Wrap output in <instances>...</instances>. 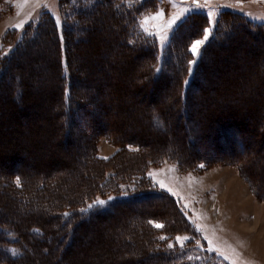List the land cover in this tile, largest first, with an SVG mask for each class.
I'll return each instance as SVG.
<instances>
[{"label":"rangeland","instance_id":"374dc122","mask_svg":"<svg viewBox=\"0 0 264 264\" xmlns=\"http://www.w3.org/2000/svg\"><path fill=\"white\" fill-rule=\"evenodd\" d=\"M120 2L124 0H113L111 5ZM197 2L205 4V0ZM124 3L138 9L136 26L141 36H147L140 28L146 16L162 12L161 18L149 19L145 26L153 32L163 30L164 23L192 0H176L175 5L172 0ZM217 8V22L210 26L207 12ZM102 10L95 7L84 17L82 24L90 26V33L85 35L79 25L72 32L69 61L76 79L74 100L88 113L78 115L83 121L74 126L65 144V119L56 113L61 109L62 88L58 64L61 58L66 66L68 52L63 41L59 51L49 26L40 28L35 39L29 41L33 34L25 36L28 28L35 34L39 22L48 17L62 32L59 0H0V73L4 72L0 82V261L5 258L4 248L12 256L19 252L3 247L1 241L7 237L3 228L24 234L27 225L36 223L44 226L46 234L39 239L28 235L27 246L19 244L24 258L12 264H173L164 253L172 248L183 250V259L191 257L193 264H264V0H209L176 26L166 41L149 36L157 53L151 49L142 55H136L138 49L124 48L118 18ZM21 21H25L22 27H15ZM206 27H212V34L201 45L200 56L193 57L190 47L203 39ZM77 37L82 40L77 42ZM212 40L221 43L209 48ZM193 59L198 63L189 72ZM152 69L164 74L157 83L152 82ZM146 72L147 76L137 77ZM192 84L191 120L185 121L176 92ZM226 125L242 134L243 151L229 141ZM115 135L125 139V145L108 139ZM190 140L197 145L191 146ZM90 145L102 160L121 159L122 148L132 152L123 155L127 163L105 165L110 168L98 177L102 182H83L78 174L91 163L86 153ZM230 151L238 157L248 154L247 160L232 163ZM149 153L158 161L144 160L142 176L123 173L133 168H128L132 160ZM186 163L192 167L186 168ZM16 170L21 174H14ZM9 175L14 183L19 177L29 193L43 186L39 199L52 202L50 207L94 193L96 188L101 190L85 208L97 198L107 201L102 207L106 208L140 191L163 195L125 206L114 204L109 214L77 228L76 239L65 253V241L50 239H57L56 227L46 223L50 218L46 212H38L37 205L24 208L5 187L11 183ZM228 191L239 197L227 199ZM219 200H224L221 207L227 206L228 214L220 216ZM243 214L244 219H236ZM178 236L191 239L181 244ZM150 249L156 256H147Z\"/></svg>","mask_w":264,"mask_h":264},{"label":"trees","instance_id":"16d2710c","mask_svg":"<svg viewBox=\"0 0 264 264\" xmlns=\"http://www.w3.org/2000/svg\"><path fill=\"white\" fill-rule=\"evenodd\" d=\"M124 2H125V0H124ZM124 2H120L121 4L115 3L113 6V5H111L113 3V0H83V2L78 5V2L76 0H59L60 11L63 14V22H62L63 26H62V32L61 33L58 31L54 20L49 18V17H48V19L44 18L39 22V24H38L39 30H37V32L35 34L32 33V31H30L29 28L25 32V36L28 34H33L29 39V41H30L31 39H35V35L38 33V31L41 30L40 28L49 26V28L52 32V35L57 40L56 41L58 43L57 48L59 49V51H60V47H61L60 43H61V41H63L64 45H65V51L68 52L66 55V60H67L66 66L64 65V62L61 60V58L59 59V64H58V77H59V81L62 85V88H61V102H60L61 103L60 104L61 109L58 110L59 112L57 111V113H56L57 117L60 116V118L63 117V119H65L64 120L65 124L63 126V142L65 144L70 142V140H71L70 137H72V135H73L74 126L79 125L80 122L83 121V120L80 121L79 117H81L82 115H86V113H88L85 111L86 109L84 107L79 105L80 103H77V101L74 100V92L72 89L73 83L76 84V82H75L76 79H74V77L72 75L71 65H70V61H69V55H70L69 54V47H70V44L72 43V32H75V30H76V29H74V26L79 25L80 26L79 30L81 29V31L85 35L90 33V26H86L87 24H82V22L84 21V17H86L87 14H89L90 12L95 10V7H101V10L106 9L108 12H110L111 14H113L115 17L118 18V21L121 24L120 33H121L122 44H123L125 49H127V50L138 49V51H136L137 52L136 55H139V54L142 55L144 53H150L151 49H153L155 54L157 53L156 48H155L156 46L154 44V39L149 37V36H141V33L139 32V30L136 26L135 17L137 15V13L139 12L138 9L136 7L128 6L129 4L125 5ZM82 18H83V20H82ZM47 20L49 22H47ZM80 40H82V39L79 37L76 38L77 42H80ZM220 43L221 42H215L214 40H212V42L209 45V48L210 47L212 48L215 46L217 47L218 45H220ZM12 58H11V60H12ZM150 62L153 64L152 68H154L155 62H153V60ZM146 65H147V63H146ZM154 70L155 69H152V71L150 72L151 73L150 75H152V77H151L152 82L157 83L160 79H162V77H164V74L162 72H155ZM147 73H149V72H146L144 74L140 73L137 77L139 79H141L142 77L147 76ZM3 75H4V72L2 71V74L0 73V82H2V80H3ZM191 87H194L193 84H192V86L188 85L187 90L180 88V92H178V89L176 92V94L179 93V96H180L179 97L180 98V105L178 106V109L183 112V115L185 117L184 118L185 121L191 120L190 112L188 111V105L190 103L189 102V92H190ZM17 105L19 108H21L22 104H20V105L17 104ZM74 105H76V106L78 105L81 108L76 109V107H74ZM78 115H79V117H78ZM73 116H76L78 118H73ZM157 117H159V116H157ZM160 119L156 118V120H158V122H160V124H161ZM163 125L164 124L162 123L161 126H163ZM179 125H180V127H184L183 126L184 124L181 125L179 123ZM226 128H228V134L230 135L229 137H231V140H229V141L235 142V144H237V147L243 151L245 149V142H244V138H243L242 134L241 133L237 134L236 131L233 132V129L230 126L226 125ZM110 134L108 132L106 135L108 136ZM185 135H186V133L183 134V137ZM108 139H110L111 141L115 140L117 143L119 142L120 144L124 143L123 145H125V143H126L125 139L119 140V138L116 137V135H115V137L113 136L112 138H108ZM92 144H93V142H92ZM190 145L196 146L197 143L195 140L194 141L190 140ZM128 152H132V150H127L125 148H122V149H119L118 154L122 153L124 156H129ZM86 153H87V159L91 163L84 166V168H83L84 173L83 174L82 173L78 174V179L83 181V182L89 181L90 179H94V181L96 180V182L98 181V183L102 182V178L100 180H98L99 179L98 177L101 176V174H103L102 173L103 170L106 172V169L110 168V167H104L105 165H109V164L111 165L112 163L115 164V162L116 163L118 162V164H122L124 162L127 163V160L125 159V157H123V155L119 157V158H121L119 160L114 159V157L112 158V160L111 159H107V160L98 159L95 156V148H93L91 145L89 146V149ZM230 154H231V157L234 156L230 159L232 161V163H236L238 165H241L242 163H244L247 160V158H245V157L248 156V154H245L243 157H238L237 154H234V151H230ZM149 155H152V153L147 154V156H145V158H142L141 160H139V159L132 160L134 162H132V166H128V168L133 167L132 169L134 171L132 169H131L132 171L131 170H122L123 173L135 172V173H138V175L142 176L140 170H142L141 167H142V163L144 162V160L147 159L146 161L148 163H155L158 161V159L156 157H151ZM169 159L174 160V161H178V159L176 157H169ZM205 163H208V161H205ZM186 164H187L186 168H189V166L191 165L190 163H186ZM190 167H192V166H190ZM114 170L115 169H112V171H114ZM13 173L16 175H20L21 171L16 170ZM8 179L11 180V183H8V182L5 183L4 184L5 187L10 189L9 190L10 193H12L14 196L17 195V197H19L20 202L24 206V208L31 209L34 205H37V211L38 212H46L47 216L50 217V218H48V221L46 223L50 222V223L55 225L56 230L54 231L55 233L53 232V234H55V236H57V239H55V238H50V239H51V241L54 239L55 242H60V243L65 241V243H66L64 246V248H66L65 253L70 250V248L72 247V244L74 243V241L76 239V236L74 235V231L81 226L88 225L91 222H93L94 220H98V219L102 218L104 215L109 214L110 213L109 210L112 209L111 207H114L113 206L114 204L115 205L121 204L122 206H125V205L129 204L130 202H138V201H142L145 199L147 200V199H150L152 197L159 198L163 195V193L150 192V191H145V192L140 191V192H137L136 195H134V196L132 195L129 198L119 199L116 203L114 202L113 204L109 205L106 208H100V210H98V211L92 210L88 213H82L80 210L84 209L86 207V204L93 198L92 196L94 194L98 193L101 189L96 188V190H94V193H88L81 198L75 197L74 199H72L70 201H66V202H64V200H63L61 202H57V205L53 204V206L50 207L49 203L52 204V202H45L44 200L41 201L39 199L43 193V186H38V189L34 188L33 189L34 191L29 193L30 191L29 192L25 191L21 182H20L19 186L16 183H14V178L12 176H10ZM164 196H166V195H164ZM46 207H47V209H46ZM65 213H69L70 215L65 216L64 215ZM35 229H39V232L34 231ZM1 232L5 233L7 235V237L1 241L2 245L4 244L3 247L12 246L15 249H17L19 252L15 256H12L6 251V248H4L2 253H4L5 258H4V260L0 261V264H12L14 262H20L24 258L25 253H24V251L21 250V248L27 246L28 235H30L31 237L33 236V237L39 239V238H43V236L46 234L47 231L44 229V226H39L36 223H32V224L26 226V232L24 234L21 232H16L14 229L5 228V227L3 228V230ZM49 234L52 235V232ZM141 241H142V239L139 238L138 239L139 244ZM20 243H21V248L19 245ZM164 253L166 254V258L168 259V261L172 260L173 264H193L190 262L189 259H188V261L183 259V257H184L183 255H185V253L183 250L179 251L178 248H172L169 251L164 250ZM46 254H48L47 251H46ZM147 256H151V257L156 256V251H153L150 249L148 251ZM163 257H165V256H163ZM195 264H197V263H195Z\"/></svg>","mask_w":264,"mask_h":264},{"label":"snow or ice","instance_id":"6c2138e0","mask_svg":"<svg viewBox=\"0 0 264 264\" xmlns=\"http://www.w3.org/2000/svg\"><path fill=\"white\" fill-rule=\"evenodd\" d=\"M172 2L174 3V5L176 4V0H172ZM208 2H209V0H205V4L201 5V4H199L197 2V0H192V4L189 7L180 9L177 13L173 14L171 16V18L168 19L164 23V25L162 26L163 30L158 28L157 31L153 32V31H150L149 28L145 26L149 19H159V18H161L163 16V13L159 12V11L157 13H155L151 17H147L146 16L144 18V22L140 24V28L143 30V32L147 36H158L159 39L162 42H164V41H166L169 38V36L171 35V32L175 30L176 26H178L180 23L184 22L191 14H194V13H196L198 11H201L204 7L207 6ZM45 7H46V5H45ZM218 11H219V8L210 9L207 12L208 21H209V25L210 26L217 22L216 19H215V16L218 13ZM243 14L244 15H249L247 13H243ZM24 23H25V21H21L20 24L15 25V27H17V28L22 27V25ZM56 23H57V26L59 27V25H60L59 18H57ZM212 31H213L212 27H206L204 29L203 39H198V40L193 41V43H192V45L190 47V51H191L193 57H197L198 58L200 56V54L202 52L201 45H204L209 40V37L212 34ZM196 63H198V59H193V60L189 61V65H190L189 72L193 71V68L191 66L195 65ZM200 167H203V165H200ZM151 175H152V173H149V176H151ZM15 182L19 186L20 178L17 177ZM160 186H161V188H163L164 184L161 183ZM125 195H127V193H125ZM112 199H114V197H109L108 198L109 201L112 200ZM106 204H107V201L97 198V200H95L91 204H89L87 206V208L81 209L80 211L82 213H88V212L92 211L94 208H102ZM64 215L65 216H69L70 214L69 213H65ZM155 226L156 227H162L163 225L156 224ZM197 230L198 231L200 230L199 226H197ZM34 231L39 232V229H35ZM159 239H166V237L161 236V237H159ZM176 239H177V241L181 242V244H183L184 240H190L191 238L187 237V236L181 238V237L178 236V237H176ZM209 243H211V241H209ZM197 244H199V241H197ZM168 247L171 248V247H173V245L169 244ZM209 250L211 251L212 249H209ZM189 259H191V257H189Z\"/></svg>","mask_w":264,"mask_h":264},{"label":"bare ground","instance_id":"6f19581e","mask_svg":"<svg viewBox=\"0 0 264 264\" xmlns=\"http://www.w3.org/2000/svg\"><path fill=\"white\" fill-rule=\"evenodd\" d=\"M229 193H228V196H226V197H228L227 199H230V198H232V196H234V197H236V199L239 197V195H238V193H236V192H232V191H228ZM233 193V195H231ZM236 193V194H235ZM224 200H219V202H218V206H220L219 207V214L221 213V215L220 216H222V215H225V214H228V212H226L225 213V209H227V206L225 207V209L223 208V207H221V205H222V203H224L223 202ZM226 201H228V200H226ZM241 206V205H240ZM228 209H229V207H228ZM231 216V215H230ZM245 216H247V215H245V214H243V215H241V218L239 217H237L236 219L237 220H241V219H244L245 218ZM222 219V218H221Z\"/></svg>","mask_w":264,"mask_h":264}]
</instances>
